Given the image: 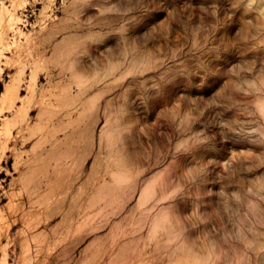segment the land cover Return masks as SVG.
Here are the masks:
<instances>
[{
  "label": "rangeland",
  "instance_id": "374dc122",
  "mask_svg": "<svg viewBox=\"0 0 264 264\" xmlns=\"http://www.w3.org/2000/svg\"><path fill=\"white\" fill-rule=\"evenodd\" d=\"M0 264H264V0H0Z\"/></svg>",
  "mask_w": 264,
  "mask_h": 264
}]
</instances>
